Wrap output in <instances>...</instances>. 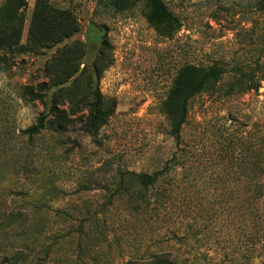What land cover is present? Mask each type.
<instances>
[{
  "label": "rangeland",
  "instance_id": "1",
  "mask_svg": "<svg viewBox=\"0 0 264 264\" xmlns=\"http://www.w3.org/2000/svg\"><path fill=\"white\" fill-rule=\"evenodd\" d=\"M136 1L116 12L103 0H48L53 22L76 32L43 46L28 42L36 0H24L20 40L0 48V264H264L261 2L162 0L178 22L160 26ZM64 48L83 70L64 85L75 99L30 136L49 105L28 102L26 88L49 83L45 68L59 73ZM215 63L217 90L189 101L176 138L164 109L175 79L186 64ZM96 90L107 119L92 132ZM165 167L142 212L109 193L120 172Z\"/></svg>",
  "mask_w": 264,
  "mask_h": 264
},
{
  "label": "trees",
  "instance_id": "2",
  "mask_svg": "<svg viewBox=\"0 0 264 264\" xmlns=\"http://www.w3.org/2000/svg\"><path fill=\"white\" fill-rule=\"evenodd\" d=\"M146 9L148 20L157 25H171L173 22H178L176 16L168 10L162 0H143ZM108 7L116 12H122L130 9L136 4V0H103ZM261 9L264 10V0H260ZM24 5V0H6L0 6V48L10 49L12 41L19 42L22 32V21L20 20L19 11ZM74 27V26H73ZM48 30L45 34L44 31ZM76 30L68 32L65 28L59 27V24L53 22L52 8L48 0H36V8L33 12L32 21L28 30V42L37 41L42 44L47 40L51 46L59 44L64 39L70 37ZM107 46V43L103 41ZM103 57V52L100 57ZM103 60V58H102ZM68 63H71L70 66ZM52 67L57 68L59 73L54 75L48 74V69H44L45 77L49 79V83L39 84L36 90L26 88L25 99L28 102H41L44 105H49L46 113H42L37 118L35 125L26 130L30 136L39 134L45 129L47 124H51L49 118L59 116L60 101L68 100L72 104L75 99L74 94L68 91L65 84L70 80L73 82L79 75L80 63L78 58L71 59L70 51L63 49L58 56L52 61ZM106 67V65L104 66ZM225 73V69L215 63L210 66H197L186 64L182 66L180 73L174 81L167 100L164 102V109L167 115L172 120L173 135L178 138L181 128L186 124L189 114V101L195 96L202 93H213L217 90L218 84ZM244 82H236L229 85L230 91L236 90ZM57 88V92H52L51 89ZM258 88V86L256 87ZM250 89V88H249ZM246 89V90H249ZM245 90V91H246ZM65 93V94H63ZM63 94V95H62ZM98 91H95L94 101L91 104L90 111L85 119L87 131H97L106 122L107 114L104 112L103 105L98 98ZM262 170L264 176V154L261 156ZM167 172V167L153 173H136V172H120L117 177V182L113 186L112 192L109 193L112 197L124 200L131 206V211L142 212L146 210L150 203V193L155 189ZM255 173V170H254ZM111 203V202H110ZM30 227H27V239L33 242L38 237V230L32 232ZM13 259V258H12ZM8 264H25L22 260H10Z\"/></svg>",
  "mask_w": 264,
  "mask_h": 264
}]
</instances>
